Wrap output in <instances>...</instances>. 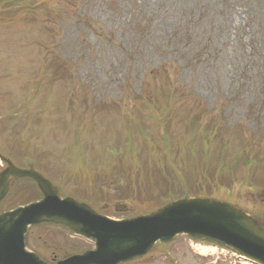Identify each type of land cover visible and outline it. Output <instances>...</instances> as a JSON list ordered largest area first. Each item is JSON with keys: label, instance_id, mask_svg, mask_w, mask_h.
Wrapping results in <instances>:
<instances>
[{"label": "rangeland", "instance_id": "rangeland-1", "mask_svg": "<svg viewBox=\"0 0 264 264\" xmlns=\"http://www.w3.org/2000/svg\"><path fill=\"white\" fill-rule=\"evenodd\" d=\"M0 152L112 218L204 193L264 221V0H0ZM41 196L23 179L0 212ZM26 246L94 241L41 224ZM221 252L180 236L126 264H247Z\"/></svg>", "mask_w": 264, "mask_h": 264}, {"label": "water", "instance_id": "water-1", "mask_svg": "<svg viewBox=\"0 0 264 264\" xmlns=\"http://www.w3.org/2000/svg\"><path fill=\"white\" fill-rule=\"evenodd\" d=\"M0 202L19 178L33 179L42 198L0 215V264H48L25 247L31 225L52 223L91 239L95 248L56 264H122L145 255L158 242L180 234L229 246L255 264H264V221L226 202L180 198L133 218L114 220L61 190L33 165L19 168L0 153Z\"/></svg>", "mask_w": 264, "mask_h": 264}, {"label": "trees", "instance_id": "trees-1", "mask_svg": "<svg viewBox=\"0 0 264 264\" xmlns=\"http://www.w3.org/2000/svg\"><path fill=\"white\" fill-rule=\"evenodd\" d=\"M250 159H254V158H250ZM258 161H260V158L258 159ZM258 161H257V163H258ZM262 161V160H261ZM249 162V161H248ZM263 164H264V162H262ZM210 192H208V194H209Z\"/></svg>", "mask_w": 264, "mask_h": 264}]
</instances>
